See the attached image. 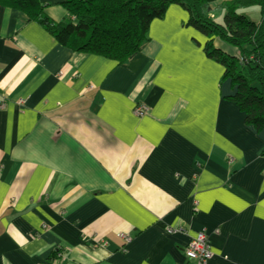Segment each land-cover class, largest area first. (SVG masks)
Masks as SVG:
<instances>
[{"label":"crops","instance_id":"1","mask_svg":"<svg viewBox=\"0 0 264 264\" xmlns=\"http://www.w3.org/2000/svg\"><path fill=\"white\" fill-rule=\"evenodd\" d=\"M187 19L170 5L119 65L0 7V264H190L202 229L207 264H264V129Z\"/></svg>","mask_w":264,"mask_h":264},{"label":"trees","instance_id":"2","mask_svg":"<svg viewBox=\"0 0 264 264\" xmlns=\"http://www.w3.org/2000/svg\"><path fill=\"white\" fill-rule=\"evenodd\" d=\"M215 1L65 0L60 5L66 17L59 22L45 14L46 5L39 0H0V7L22 13L64 48L120 65L149 40L150 23L163 19L170 5H177L188 14L186 26L207 39L206 56L223 67L221 80H229L235 90L227 100L244 115L245 124L259 132L264 129V0H231L212 8ZM251 7L260 9L258 22L239 13ZM217 13L222 16L220 23ZM213 40L235 53L215 47Z\"/></svg>","mask_w":264,"mask_h":264},{"label":"built area","instance_id":"3","mask_svg":"<svg viewBox=\"0 0 264 264\" xmlns=\"http://www.w3.org/2000/svg\"><path fill=\"white\" fill-rule=\"evenodd\" d=\"M148 108L145 105L136 107L133 113L142 117L146 115ZM122 238L127 240L128 238L121 235ZM185 258L190 264H207L213 257L211 251L209 237L204 229L199 230L196 235L190 240L184 250Z\"/></svg>","mask_w":264,"mask_h":264},{"label":"rangeland","instance_id":"4","mask_svg":"<svg viewBox=\"0 0 264 264\" xmlns=\"http://www.w3.org/2000/svg\"><path fill=\"white\" fill-rule=\"evenodd\" d=\"M239 13L244 15L247 19L254 21V22H258L260 19V9L258 7H251L248 9H243ZM216 18H217V21L219 23L222 21V16H220L218 13H217ZM225 47L227 48V51L232 50V52L229 54H231V55L234 54L235 50L232 47H230L228 45H225Z\"/></svg>","mask_w":264,"mask_h":264}]
</instances>
